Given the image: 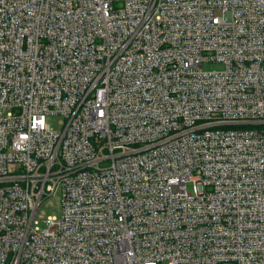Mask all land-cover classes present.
Listing matches in <instances>:
<instances>
[{"label":"built area","instance_id":"1","mask_svg":"<svg viewBox=\"0 0 264 264\" xmlns=\"http://www.w3.org/2000/svg\"><path fill=\"white\" fill-rule=\"evenodd\" d=\"M0 264H264V0H0Z\"/></svg>","mask_w":264,"mask_h":264},{"label":"rangeland","instance_id":"2","mask_svg":"<svg viewBox=\"0 0 264 264\" xmlns=\"http://www.w3.org/2000/svg\"><path fill=\"white\" fill-rule=\"evenodd\" d=\"M221 69L220 65H207L204 67L205 71H218ZM62 118L58 115L49 116L47 124L53 131H57L61 128ZM61 213L60 207V193L47 200L40 208L38 217L45 219L48 216L59 217ZM42 227V224H41Z\"/></svg>","mask_w":264,"mask_h":264}]
</instances>
